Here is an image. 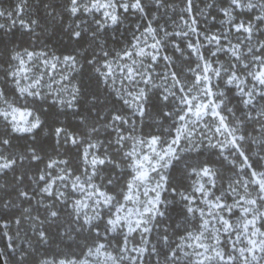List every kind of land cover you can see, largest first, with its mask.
Returning a JSON list of instances; mask_svg holds the SVG:
<instances>
[{"label": "snow or ice", "instance_id": "snow-or-ice-1", "mask_svg": "<svg viewBox=\"0 0 264 264\" xmlns=\"http://www.w3.org/2000/svg\"><path fill=\"white\" fill-rule=\"evenodd\" d=\"M39 3L0 9L69 41L0 39V264H264V0Z\"/></svg>", "mask_w": 264, "mask_h": 264}, {"label": "trees", "instance_id": "trees-1", "mask_svg": "<svg viewBox=\"0 0 264 264\" xmlns=\"http://www.w3.org/2000/svg\"><path fill=\"white\" fill-rule=\"evenodd\" d=\"M18 0H0V9H6L8 11H11L15 8ZM30 6L32 8L31 16H24V19L27 21L29 18L31 19H39L41 15L44 14L43 6L40 5L39 0H29ZM53 3L59 4L62 3V0H52ZM197 4H199L200 7H203L204 5L200 3V0H196ZM222 17H218V20ZM0 23H4L5 27L7 28L8 24L11 23L10 20H7V18H0ZM130 23H134V20L130 18V20L125 21V27H127ZM201 23L203 24V18L201 19ZM41 24L46 28L47 30L44 31L41 27H37L34 34H24L23 30L19 28V24H17L16 28L12 29V32H10L8 35H4L2 31H0V39H3L5 42L11 41L9 43V48H11L13 45L17 47L18 50H22L24 48H27L29 51H47L50 53H54L58 56L67 54V52L64 51L65 47L69 45L68 38L63 34V32L57 28L53 24H47L44 25V22L41 21ZM215 30V29H213ZM14 33V36H13ZM3 54V49L0 48V55ZM86 73V68H83L80 70V73H73L72 75L75 77V83L78 86H81L82 88H85L87 90H95V85L91 84L88 78V75ZM255 135V133H253ZM41 138L48 142V137L41 136ZM48 151L51 152V147L48 148ZM231 173H227V175H230ZM24 207H28V205H22L21 210ZM10 211V210H8ZM35 215V213H33ZM3 214L0 213V216ZM19 218V212H16L14 215H11L9 219L13 222L8 224L9 228V234L15 235L17 232V225L14 223V221ZM24 230L28 231L29 226L27 223L24 225ZM3 229H0V232H2ZM24 237V231L20 232V236L17 238V243L22 244ZM7 243L6 239H0V247H4V245Z\"/></svg>", "mask_w": 264, "mask_h": 264}]
</instances>
